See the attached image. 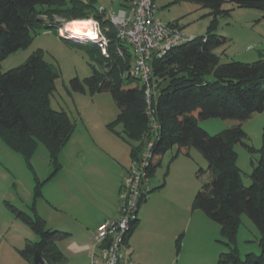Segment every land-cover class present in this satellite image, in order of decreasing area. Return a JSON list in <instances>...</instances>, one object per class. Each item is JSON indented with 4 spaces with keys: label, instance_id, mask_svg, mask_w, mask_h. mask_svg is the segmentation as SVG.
Instances as JSON below:
<instances>
[{
    "label": "trees",
    "instance_id": "1",
    "mask_svg": "<svg viewBox=\"0 0 264 264\" xmlns=\"http://www.w3.org/2000/svg\"><path fill=\"white\" fill-rule=\"evenodd\" d=\"M88 0H0V65L10 54L30 45L33 38L44 31L57 29L41 17L57 15L67 21L90 20L98 22L107 39V57L97 45L86 42L78 45L94 59L91 75L83 80H70L73 92L90 94L109 93L118 114L106 127L129 147V158L137 161L147 142L153 141L148 178L160 166L165 154L173 147L177 154L187 155L196 149L206 161L207 169L198 168L196 177L205 172L210 180L202 183L191 204L193 211L202 212L220 227L219 243L226 247L216 264H264V126L259 159L250 173V184L244 186L237 167L234 146L242 143L245 133L241 124L210 136L197 125V120L218 118L242 123L252 114L264 110V59L253 63L221 62L215 49L225 45L227 39L213 33V25L204 36L172 48L165 56L155 59L152 73L155 95L150 105L145 101L144 87L128 75L132 61L130 47L116 36V31ZM124 0L119 8H125ZM155 3V0H152ZM173 3L191 2L206 9L212 16L229 17L234 8L253 9L264 13V0H172ZM230 4L231 9L222 6ZM180 30L177 22L168 23ZM118 51L122 53L120 56ZM58 72L43 59L39 50L31 54L22 65L3 72L0 66V140L20 155L33 177V203L29 214L6 204L14 217L25 224L38 238L25 245L18 255L33 264L37 251L44 264H60L63 260L57 243L66 239L67 233L50 230L36 213L35 203L42 196L43 184L61 169L59 154L70 139L75 123L63 110H53L50 96ZM158 125L156 136L150 132L149 113ZM122 127V135L115 130ZM132 143H137L134 146ZM41 144L51 166V174L40 181L32 165V158ZM245 147L251 151L247 145ZM160 188V187H159ZM149 192L142 198L146 200ZM246 215L256 227L259 237V254L240 256L236 244L241 216ZM132 225L128 236L134 230ZM127 236V238H128ZM181 236L175 242L179 254Z\"/></svg>",
    "mask_w": 264,
    "mask_h": 264
},
{
    "label": "crops",
    "instance_id": "2",
    "mask_svg": "<svg viewBox=\"0 0 264 264\" xmlns=\"http://www.w3.org/2000/svg\"><path fill=\"white\" fill-rule=\"evenodd\" d=\"M93 98L96 108L91 110V115L99 124L82 123L78 127L75 122V129L59 154L61 169L43 184L41 203L39 199L35 203L36 213L48 229L69 235L57 243L63 256L60 264H90L97 227L117 218L119 189L130 164L129 147L127 149L123 141L106 127L118 111L111 110V106H102L104 99H99L98 94ZM188 154L183 158L191 160ZM17 155L0 140V214H4L0 219V264H31L21 258L18 251L38 240L6 206L10 204L8 197L12 196V190L17 188L11 168V162L20 163ZM180 156L171 157L163 172L157 174L161 162L148 180L150 190L158 189L140 205L136 226L124 245L127 255L137 264H216L218 256L226 251V247L219 243L220 227L200 211L191 209L193 195L184 186L186 183L171 186L176 178L174 174L179 170L176 167ZM51 171L42 181L49 178ZM31 178L33 196L32 175ZM184 178L186 180V176ZM155 196L158 198L151 206ZM41 206L45 207L44 212L39 210ZM180 236L181 252L176 255L175 242ZM258 237L256 246L259 249ZM189 245L190 250L185 252ZM236 247L240 254L238 235ZM248 253L254 254L252 251Z\"/></svg>",
    "mask_w": 264,
    "mask_h": 264
},
{
    "label": "rangeland",
    "instance_id": "3",
    "mask_svg": "<svg viewBox=\"0 0 264 264\" xmlns=\"http://www.w3.org/2000/svg\"><path fill=\"white\" fill-rule=\"evenodd\" d=\"M64 1L66 5H69L71 0ZM80 1L86 3L88 0ZM121 1L122 0H92L91 2L95 8L102 7L106 10H116ZM155 7L157 9L156 18L165 24L177 22L180 27V30H178L184 38L192 37V39H194L204 36L209 27L213 25V33L227 39L225 45L215 49V53L221 56L222 63L231 61L253 63L257 60L264 59V13L261 11L234 8L230 12L229 17H217L216 23L213 24L212 16L208 15L209 12L191 2L173 3L172 0H155ZM222 8L226 10L231 9L232 6L230 4H224ZM41 18L46 23L56 27L57 35L52 31L39 32L28 47L20 49L6 57L1 62V70L5 72L22 65L31 54L40 50L44 61L58 72V77L54 84V91L50 96L51 108L56 111H65L74 123H78V127H80L82 123H88L89 125L91 123L99 124L98 119L91 115V110L96 108L93 103V96L98 94L100 97L99 99H104L101 103L102 106H111V110L118 111L110 94L96 93L91 95L88 89H86L84 93H77L71 90L69 84L70 80L74 78L83 80L89 77L92 72L91 68L94 66V59L88 55L84 48L60 39L58 30L61 25L65 26L69 21L57 15H53L52 17L43 15ZM92 120L95 121L93 122ZM239 124H241V130L246 136L242 139V143H238L234 146V150L237 153L236 164L240 171L241 181L243 185L247 187L250 184V173L257 164L259 150L262 146L264 110L260 113L252 114L249 119L242 123L218 118L197 120L198 127L210 136H214L225 129L236 127ZM98 126L99 125H97V127ZM115 130L122 135L121 126L116 127ZM122 143L127 146L124 142ZM132 144L134 146L137 145V143ZM245 145L249 146L251 151H249ZM176 153L177 148L173 147L165 154L162 160V166L158 168L157 174L163 172L166 162L170 160L171 157L175 156ZM188 153L191 160L185 157L183 158V155L179 154L181 155L179 158L180 163H177L178 165L176 167V169L179 170L175 172L174 175L176 178L172 181L171 186H177L178 182L183 184L186 183L184 186L194 197L201 184L209 182L211 176L208 172H205L200 178H197L196 171L198 168L203 170L207 169L206 161L194 148H191ZM17 158L20 163H15L16 160L11 162L12 172L16 177V181H13V183L14 185L16 184L17 188L16 190H12V196L10 198L8 197V200L15 208L29 214L28 209L33 203L31 194L33 182L23 158L19 155H17ZM32 161L38 179H40V181L44 180L47 176L46 174L51 171V166L48 162L47 152L41 144L38 145ZM183 162L185 163L182 165ZM186 163L187 170L189 171L186 170ZM184 176H186V180ZM157 198L158 196L152 198L151 206L155 203ZM40 200L41 199L38 200L39 203H41ZM44 208V206H41L39 210L44 212ZM3 215L4 214H0L1 220V216ZM5 215L11 217L7 212H5ZM240 221L238 244L241 257H243L246 252L251 251L254 252V254H259V249L256 246V239L259 234L256 227L244 214L241 216ZM33 237L35 239V236ZM220 240L221 238L219 241ZM189 250L190 245L188 248H185V252ZM180 252L181 251H179V254Z\"/></svg>",
    "mask_w": 264,
    "mask_h": 264
},
{
    "label": "built area",
    "instance_id": "4",
    "mask_svg": "<svg viewBox=\"0 0 264 264\" xmlns=\"http://www.w3.org/2000/svg\"><path fill=\"white\" fill-rule=\"evenodd\" d=\"M98 11L104 13L106 20L115 29L117 38L130 47L133 58L128 75L144 87L145 101L149 106L155 95L153 61L165 56L172 48L192 40V37L184 38L178 29L156 18L157 9L152 0H130L125 8L106 10L100 7ZM91 21L96 36L94 40L89 38L80 41L74 38L67 30L70 22L65 26L61 25L58 30L59 37L74 42L90 41L107 57L108 41L101 33L98 22ZM118 54L122 55L120 51ZM148 113L150 132L156 136L158 125L149 108ZM152 147L153 141L147 142L140 158L130 162L119 189L117 218L105 221L97 227L91 245L90 264H137L127 255L124 245L132 225L137 220L140 202L150 190L148 171Z\"/></svg>",
    "mask_w": 264,
    "mask_h": 264
},
{
    "label": "bare ground",
    "instance_id": "5",
    "mask_svg": "<svg viewBox=\"0 0 264 264\" xmlns=\"http://www.w3.org/2000/svg\"><path fill=\"white\" fill-rule=\"evenodd\" d=\"M91 20H77V21H71L67 25V30L71 32L72 35H74V38L77 40L83 41L87 40L89 38L95 39V33L93 32V26H92Z\"/></svg>",
    "mask_w": 264,
    "mask_h": 264
},
{
    "label": "water",
    "instance_id": "6",
    "mask_svg": "<svg viewBox=\"0 0 264 264\" xmlns=\"http://www.w3.org/2000/svg\"><path fill=\"white\" fill-rule=\"evenodd\" d=\"M33 264H44L43 259L37 251L34 253Z\"/></svg>",
    "mask_w": 264,
    "mask_h": 264
},
{
    "label": "clouds",
    "instance_id": "7",
    "mask_svg": "<svg viewBox=\"0 0 264 264\" xmlns=\"http://www.w3.org/2000/svg\"><path fill=\"white\" fill-rule=\"evenodd\" d=\"M72 42H74V41H72ZM87 42H90V41H87ZM78 43H86V42H78ZM90 43H92V42H90Z\"/></svg>",
    "mask_w": 264,
    "mask_h": 264
}]
</instances>
